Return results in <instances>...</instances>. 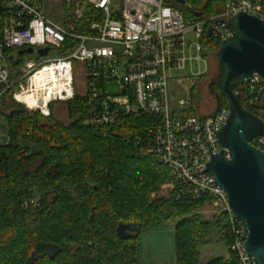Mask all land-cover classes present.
Segmentation results:
<instances>
[{
    "label": "built area",
    "instance_id": "obj_1",
    "mask_svg": "<svg viewBox=\"0 0 264 264\" xmlns=\"http://www.w3.org/2000/svg\"><path fill=\"white\" fill-rule=\"evenodd\" d=\"M224 5L217 14L196 17L193 13L200 11L188 0L184 4L178 0H85L83 8L90 15L85 17L79 9L68 24L58 25L46 16L39 0H0V109L16 101L48 118L54 105L78 94L87 99L88 123L98 129L123 116H153L145 154L169 171L170 182L165 185L171 189L170 196L204 199L215 217L225 215L232 238L229 256L236 258V264H254L245 250L244 221L231 212L227 193L208 173L212 156L224 152L230 159L218 140L230 108L208 115L189 114L186 101L176 104L170 89L171 83L184 82L181 73L190 72L194 79L207 74L213 55L207 43L231 39L236 33L232 21L238 14L264 21V0H224ZM183 7L193 16L183 15ZM83 17L86 32L79 28ZM43 48L49 49L47 56L38 53ZM52 49H59L61 55L51 57ZM21 50L25 53L19 55ZM27 54L35 58L28 60ZM79 65L85 86L82 94L75 84ZM234 94L245 110L264 119L260 74L234 88ZM252 144L264 152V134Z\"/></svg>",
    "mask_w": 264,
    "mask_h": 264
},
{
    "label": "trees",
    "instance_id": "obj_2",
    "mask_svg": "<svg viewBox=\"0 0 264 264\" xmlns=\"http://www.w3.org/2000/svg\"><path fill=\"white\" fill-rule=\"evenodd\" d=\"M188 3L204 16L225 6L224 0ZM223 107L230 108L226 97ZM87 108L78 94L68 101V123L16 101L0 109L7 111L9 139L0 144V264H140L141 233L170 222L176 264H236L232 256L203 263L198 249L214 229L231 244L225 215L206 220L198 213L204 199L156 196L170 176L145 154L155 118L133 114L98 129L88 123ZM119 225L134 228L128 239L118 236Z\"/></svg>",
    "mask_w": 264,
    "mask_h": 264
},
{
    "label": "water",
    "instance_id": "obj_3",
    "mask_svg": "<svg viewBox=\"0 0 264 264\" xmlns=\"http://www.w3.org/2000/svg\"><path fill=\"white\" fill-rule=\"evenodd\" d=\"M178 1L185 3V0ZM2 10L0 6V13ZM193 14L203 15L202 12ZM232 25L235 35L221 44L217 54L220 96L230 103L229 119L218 134V140L220 146L229 151L230 159L225 158L224 152L212 156L208 173L225 190L231 212L243 220L248 229L246 252L254 264H264V152L252 144L256 137L264 134V119L245 110L233 89L254 73L264 78V21L240 13ZM32 51L27 49L28 53ZM24 53L25 50H21L18 54ZM38 53L47 56L49 49H39ZM132 229L130 225H119L117 234L128 239Z\"/></svg>",
    "mask_w": 264,
    "mask_h": 264
},
{
    "label": "rangeland",
    "instance_id": "obj_4",
    "mask_svg": "<svg viewBox=\"0 0 264 264\" xmlns=\"http://www.w3.org/2000/svg\"><path fill=\"white\" fill-rule=\"evenodd\" d=\"M44 9L46 16L56 24H68L75 16L76 11L80 9L84 14L88 11L84 7L85 0H39ZM191 5V4H189ZM80 6V7H79ZM216 7L214 4L210 5L213 10ZM209 8V9H210ZM200 11L199 8H196ZM89 12V11H88ZM181 13L187 17L193 16L190 9L183 7ZM73 17V18H72ZM85 17L80 19L79 27H86ZM210 51L213 54L211 60L208 61V72L206 75L197 79L191 78L190 72L181 73L179 77H184V82L179 84L171 83V94L175 103L179 100L186 101L185 111L189 114H212L216 110V104L211 95L209 85L214 77L218 75V61L217 52L221 47H218L215 42L209 41L207 43ZM59 49H52L51 57L59 56ZM26 59L35 58V54H27ZM78 66V65H77ZM76 66V67H77ZM76 89L79 94L84 91V78L81 67H77L75 75ZM194 92L192 93V89ZM66 103L54 105V109L59 112H64ZM7 111H0V144H6L8 139L7 120L5 115ZM171 189L164 184L160 192L156 195L161 198H168L171 195ZM206 220L213 221L215 216L210 207L205 204L198 212ZM174 226L175 223L170 222L164 227L156 230H146L141 233L142 256L140 264H176L175 245H174ZM198 249L201 252V261L207 263L212 258H229L228 247L221 242L219 230L214 229L208 240L200 241Z\"/></svg>",
    "mask_w": 264,
    "mask_h": 264
},
{
    "label": "flooded vegetation",
    "instance_id": "obj_5",
    "mask_svg": "<svg viewBox=\"0 0 264 264\" xmlns=\"http://www.w3.org/2000/svg\"><path fill=\"white\" fill-rule=\"evenodd\" d=\"M218 74H219V72H218ZM218 79H219V75L214 77L213 81L209 85V89H210L211 95L213 96V100L215 101V104H216V110L218 109V106L220 104V99L224 98L223 96H220V89H219Z\"/></svg>",
    "mask_w": 264,
    "mask_h": 264
},
{
    "label": "crops",
    "instance_id": "obj_6",
    "mask_svg": "<svg viewBox=\"0 0 264 264\" xmlns=\"http://www.w3.org/2000/svg\"><path fill=\"white\" fill-rule=\"evenodd\" d=\"M53 113H54V116L56 119H58L59 121H62L64 123H68L69 122V118H68V114H67V110H66V107L64 109L65 111V114H63L64 112H59V111H56L53 107ZM208 262V261H207Z\"/></svg>",
    "mask_w": 264,
    "mask_h": 264
}]
</instances>
